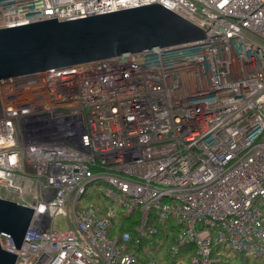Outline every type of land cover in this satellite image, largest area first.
Returning <instances> with one entry per match:
<instances>
[{"label": "built area", "instance_id": "2783aa9c", "mask_svg": "<svg viewBox=\"0 0 264 264\" xmlns=\"http://www.w3.org/2000/svg\"><path fill=\"white\" fill-rule=\"evenodd\" d=\"M152 2L205 37L0 79V197L34 208L20 247L0 234L14 264L264 256V0H0V27ZM97 179L106 215L76 208ZM67 202L73 226L55 229ZM144 238L140 260L126 243Z\"/></svg>", "mask_w": 264, "mask_h": 264}, {"label": "water", "instance_id": "95a60500", "mask_svg": "<svg viewBox=\"0 0 264 264\" xmlns=\"http://www.w3.org/2000/svg\"><path fill=\"white\" fill-rule=\"evenodd\" d=\"M205 37L204 30L158 2L0 27V79L169 46ZM34 208L0 197V234L20 247ZM16 254L0 246V264Z\"/></svg>", "mask_w": 264, "mask_h": 264}, {"label": "rangeland", "instance_id": "374dc122", "mask_svg": "<svg viewBox=\"0 0 264 264\" xmlns=\"http://www.w3.org/2000/svg\"><path fill=\"white\" fill-rule=\"evenodd\" d=\"M109 186L108 182L104 179H97L95 181H90L85 185V191L81 194L76 208L85 207L89 204H92L94 206L99 207L98 214L100 215H106L109 208H111L112 201L103 196L101 193V189L104 187ZM0 188V192H1ZM71 203L67 202L64 206L65 211L67 212V215H57L53 217L52 223L53 228L55 229H66L71 228L73 226V222L71 220V209H70ZM139 218L137 212H133L130 216L120 218L118 216L112 217L111 222L112 226L108 229L107 233L109 237H113L114 235H117L118 237L121 235L122 228H119L122 225H128L129 223L133 221H137ZM150 224L156 226L158 230L162 231V226L157 220V216L154 214V211L152 210L150 215ZM155 235H152L151 238H153ZM215 236V234H214ZM193 247V246H191ZM145 248H149V244L147 240L144 238L139 247L137 248V245L133 243V241L126 243V251L130 253H134L140 260H147L150 257V254L148 250H145ZM182 248V247H181ZM216 248L215 245V238L212 239L211 243V249L214 251ZM182 253H185L184 247L182 248ZM164 258L166 256L162 255ZM162 257V259H164ZM184 261L182 264L188 263V257H184ZM264 264V256L261 257H253L252 255H249L245 252H238L234 254H230L227 251H224L222 254V261H219L215 264ZM165 264H174L173 262L166 260Z\"/></svg>", "mask_w": 264, "mask_h": 264}, {"label": "trees", "instance_id": "16d2710c", "mask_svg": "<svg viewBox=\"0 0 264 264\" xmlns=\"http://www.w3.org/2000/svg\"><path fill=\"white\" fill-rule=\"evenodd\" d=\"M119 228H122V229H130V228H128V225L127 226L126 225H122ZM222 264H224V263H222Z\"/></svg>", "mask_w": 264, "mask_h": 264}]
</instances>
